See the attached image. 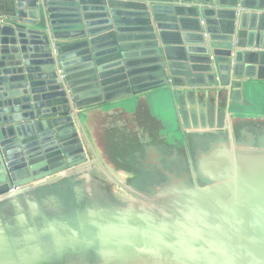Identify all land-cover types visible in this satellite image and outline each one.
Wrapping results in <instances>:
<instances>
[{"label": "water", "instance_id": "95a60500", "mask_svg": "<svg viewBox=\"0 0 264 264\" xmlns=\"http://www.w3.org/2000/svg\"><path fill=\"white\" fill-rule=\"evenodd\" d=\"M0 264H264V0H15Z\"/></svg>", "mask_w": 264, "mask_h": 264}, {"label": "crops", "instance_id": "0c3cea01", "mask_svg": "<svg viewBox=\"0 0 264 264\" xmlns=\"http://www.w3.org/2000/svg\"><path fill=\"white\" fill-rule=\"evenodd\" d=\"M15 0H0V21L13 15Z\"/></svg>", "mask_w": 264, "mask_h": 264}, {"label": "rangeland", "instance_id": "374dc122", "mask_svg": "<svg viewBox=\"0 0 264 264\" xmlns=\"http://www.w3.org/2000/svg\"><path fill=\"white\" fill-rule=\"evenodd\" d=\"M158 114V113H157ZM162 119V116H159Z\"/></svg>", "mask_w": 264, "mask_h": 264}]
</instances>
